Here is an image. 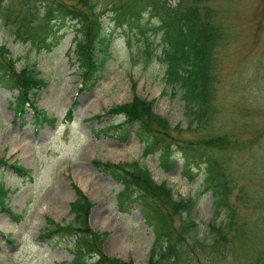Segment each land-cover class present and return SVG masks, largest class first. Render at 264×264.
Returning <instances> with one entry per match:
<instances>
[{"label":"rangeland","instance_id":"374dc122","mask_svg":"<svg viewBox=\"0 0 264 264\" xmlns=\"http://www.w3.org/2000/svg\"><path fill=\"white\" fill-rule=\"evenodd\" d=\"M67 1L77 4L78 0ZM92 1L106 12L112 2L125 0ZM177 2L169 0L172 6ZM6 4L12 13L19 9L18 1ZM209 5L218 12L216 20L223 27L225 41L216 51L215 97L208 121L192 129H188L184 101L165 81L167 67L158 57L161 36L155 19L146 16L144 29L139 31L111 27V17L105 15L113 55L103 80L89 91L81 89L72 27L63 30L53 46L40 50L18 39L0 14V45L10 51L18 71L35 66L47 81L36 95V106L56 120L54 125L40 123L29 108L18 116L17 91L0 86V160L5 161L0 163V184L9 190L6 209L0 213V264L72 262L68 242H39V237L49 221L66 225L73 220L70 208L76 199L75 185L94 203L92 230L108 233L106 255L148 264L155 241L153 228L144 220L140 205L130 213L120 210L117 198L123 186L98 169L95 161L139 162L157 184H167L175 200H196L192 219L200 235L211 224L227 221V210H218L211 192L204 190L203 167L183 173V159L175 152L176 164L165 169L157 153L144 154L135 129L125 139L117 136L118 130L107 131L123 119L108 111L134 96L150 101L172 128L179 126L183 139L228 140L223 149L212 153L229 178L230 207L237 217L231 236H239L234 246V239L229 238L222 253L206 251L195 264H253L258 259L264 264V0H212ZM149 49L154 57L147 53ZM69 110L71 122L65 120ZM15 164L30 170L32 178L20 177ZM12 214L24 217L16 220Z\"/></svg>","mask_w":264,"mask_h":264},{"label":"trees","instance_id":"16d2710c","mask_svg":"<svg viewBox=\"0 0 264 264\" xmlns=\"http://www.w3.org/2000/svg\"><path fill=\"white\" fill-rule=\"evenodd\" d=\"M7 1L0 0V14L12 25L14 35L32 43L34 48H50L63 30L74 29V58L82 74L81 89L89 91L104 78L106 64L113 55L110 35L103 22L105 15L111 17V27L139 31L144 29L142 21L146 16L155 19L159 25L156 31L161 36V55L158 57L167 67L165 81L185 103L190 122L188 129L204 127L207 123L215 97L216 51L225 41L223 27L216 20L218 12L209 5L212 0H178L174 6L169 0H125L112 2L106 12L92 0H78L77 4L67 0H15L19 2L15 13L7 9ZM145 39L151 47L152 43ZM152 52L149 49L147 53L154 57ZM0 86L18 92L15 97L18 116L29 108L40 123H56L36 106V95L47 86V81L40 77L35 66L18 71L16 61L4 45H0ZM107 114L123 118L107 131L118 130L117 136L125 139L134 127L144 144L145 154H159L165 169L176 164L175 152L183 158L185 174L203 167L204 189L211 192L218 210H227L226 222L211 224L209 230L200 235L199 225L192 219L196 200H175L167 184H157L151 171L139 162L95 161L98 169L123 185L124 189L118 195L120 210L130 213L136 204L140 205L144 220L153 228L155 241L148 264H195L206 251L222 253L229 238L234 239V246L239 233L231 236L237 217L230 207V182L213 154L228 144L227 138L210 137L199 142L183 139V130L179 126L172 128L166 118L154 111L150 101L139 96L111 108ZM71 119L72 110L67 116L68 121ZM0 163L5 161L0 160ZM13 167L23 179L32 178L29 170L16 164ZM74 188L77 198L71 204L73 220L66 225L49 221L39 242H68L71 247L67 248L74 256L71 264H134L106 255L104 243L108 233L92 230L89 218L94 204L78 187ZM8 194L9 190L0 184V213L6 209ZM12 216L20 220L24 214ZM260 263L261 259H258L253 264Z\"/></svg>","mask_w":264,"mask_h":264},{"label":"bare ground","instance_id":"6f19581e","mask_svg":"<svg viewBox=\"0 0 264 264\" xmlns=\"http://www.w3.org/2000/svg\"><path fill=\"white\" fill-rule=\"evenodd\" d=\"M80 182V181H79ZM81 184V182L79 183V185ZM81 186H83V184H81Z\"/></svg>","mask_w":264,"mask_h":264}]
</instances>
